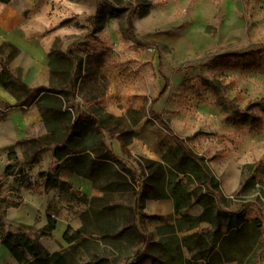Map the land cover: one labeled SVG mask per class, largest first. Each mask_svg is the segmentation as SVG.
<instances>
[{
  "label": "trees",
  "instance_id": "trees-1",
  "mask_svg": "<svg viewBox=\"0 0 264 264\" xmlns=\"http://www.w3.org/2000/svg\"><path fill=\"white\" fill-rule=\"evenodd\" d=\"M10 0H0L7 3ZM62 40L56 38L49 54L50 84L30 87L21 78L20 71L8 67L2 59L3 71L0 83L17 97V105L26 108L37 104L42 112L46 132L27 142L25 154L36 158L39 150L48 144H56L53 154L60 165L51 171L41 172L44 190L62 188L61 168L88 178L102 192L99 197L83 196L88 207L81 214V228L72 226L63 239L68 246L50 252L41 237L51 238L56 230L57 219L49 216L41 229L18 225L19 231L6 229L4 206L0 200V239L19 264H256L262 243L263 222L260 218L246 217L243 211H229L228 197L224 194L220 179L205 156L189 147L174 134L176 145L168 147L162 161L146 159L148 174L142 188L135 192L131 170L119 166L121 159L110 149L104 138L108 132L117 136L123 152L129 154V144L136 135L134 128L122 127L124 116L105 112L94 104L86 106L87 113H79L76 101L82 71L87 63L104 56L84 58L61 49ZM94 55V54H91ZM259 51L230 52L214 59L225 67H257ZM163 76V75H162ZM160 93L147 104L148 114L158 120L171 133L170 126L155 110L156 103L169 90V79ZM145 111L130 108L127 111L132 126L139 123ZM11 162L5 167L6 175L21 173L20 158L10 154ZM181 175L187 180L185 183ZM256 178L248 179L246 189L255 186ZM189 184H196L194 189ZM245 189V190H246ZM135 196V206L119 200L124 195ZM75 193V191H74ZM172 198L177 210L198 203L204 209L199 215L182 214L174 224L158 228V240H148L145 232L136 225L146 199ZM15 204H19L16 202ZM147 244L148 253L141 255L132 248ZM132 249V250H131ZM125 252V253H124ZM185 252L189 253V257ZM123 253V256L122 255ZM120 254V255H118ZM133 258V259H132Z\"/></svg>",
  "mask_w": 264,
  "mask_h": 264
},
{
  "label": "rangeland",
  "instance_id": "rangeland-1",
  "mask_svg": "<svg viewBox=\"0 0 264 264\" xmlns=\"http://www.w3.org/2000/svg\"><path fill=\"white\" fill-rule=\"evenodd\" d=\"M52 5L62 17L66 14L64 23L77 29L68 36L76 38L72 43L85 58L104 56V62L138 83L128 95L116 93L118 101L129 96L133 106L145 111L132 126L126 115L130 107L122 115V127L137 128L139 137L157 141L152 147L162 161L169 145L160 142L167 130L145 107L163 89V76L168 77V93L156 103V111L177 136L205 156L221 186L224 178L240 174V186L223 208L243 211L249 218L258 211L264 220V0H52ZM252 50L261 54L257 67L227 68L214 61L230 52ZM150 155L142 149L118 156L119 166L131 170L135 192L149 172L146 159L154 160ZM251 177L257 183L246 189ZM119 201L134 205L135 196L129 192ZM6 229L20 230L18 225ZM141 231L156 240L150 226ZM262 237L264 244V229ZM48 242L53 250L68 246ZM259 248L256 264H264V245ZM132 249V254L136 249L141 255L149 252L146 243ZM146 262L151 264L149 258Z\"/></svg>",
  "mask_w": 264,
  "mask_h": 264
},
{
  "label": "crops",
  "instance_id": "crops-1",
  "mask_svg": "<svg viewBox=\"0 0 264 264\" xmlns=\"http://www.w3.org/2000/svg\"><path fill=\"white\" fill-rule=\"evenodd\" d=\"M61 14L58 10H54L52 0L0 2V73L4 68L1 60L4 59L8 61V67L20 71L21 78L30 87L48 86L50 84L49 54L56 38L62 40V51L66 52L73 47L70 50L72 53L68 51L70 54L82 55L85 58L81 50L79 51L72 43L76 38L68 36L76 34L77 29L74 26L70 27L69 23H64L66 14L64 17ZM81 41L83 40L77 43L80 44ZM129 79H131L129 73L121 72L109 61L87 63L83 68L77 90L76 103L80 107L79 113L85 115L86 106L90 104L116 116L124 115L130 107L137 109L136 105L133 106V101L127 100L129 96L123 101H118L116 98L119 95L116 94L117 91L128 95L138 89V83L135 85ZM137 130L135 128L136 133ZM45 132L46 126L39 106L33 104L22 108L17 105V97L11 90L0 83V200L4 206L6 225H29L41 229L47 225L49 216H52L57 219V223L51 239L57 244H68L63 239L65 231L68 226L81 228V214L88 207V203L83 201V196L99 197L102 192L95 188L88 178L66 168H61L59 173L64 186L44 190L42 179H36L35 176L41 172L54 170L60 165L53 154L56 144L44 145L36 158L29 157L24 152L28 148L27 142L30 139L39 137ZM174 134L176 133L165 131L164 141L160 143L163 146L176 145ZM104 138L117 156L122 158L127 156L116 135L111 136L106 132ZM153 142L157 141L146 140L136 134L129 144V152L134 153L144 149L150 151L152 155L150 158L161 161L155 150L156 147H152ZM10 154L20 158L21 173L9 176L4 173V169L11 162ZM224 179L221 187L224 194L229 197L240 186V174H232ZM16 202L19 204H15ZM203 210L198 203L177 210L172 198L146 199L141 210L142 214L137 216L136 221L141 230L148 225L155 233L157 232L156 240H158L159 226L174 224L176 218L182 214L199 215ZM257 213L258 211H255L250 218L261 219L260 214ZM262 222L264 229V220ZM51 239L41 237L40 242L44 243L50 252H55L59 249L50 248L48 241ZM185 254L187 257L190 255L187 252ZM0 264H19L9 249L1 243V239Z\"/></svg>",
  "mask_w": 264,
  "mask_h": 264
}]
</instances>
